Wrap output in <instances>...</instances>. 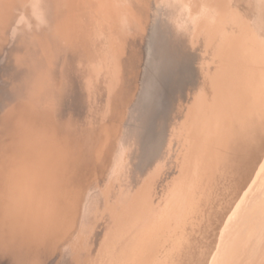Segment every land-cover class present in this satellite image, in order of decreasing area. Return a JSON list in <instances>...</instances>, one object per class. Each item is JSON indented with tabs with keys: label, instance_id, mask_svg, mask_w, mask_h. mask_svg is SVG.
<instances>
[{
	"label": "bare ground",
	"instance_id": "6f19581e",
	"mask_svg": "<svg viewBox=\"0 0 264 264\" xmlns=\"http://www.w3.org/2000/svg\"><path fill=\"white\" fill-rule=\"evenodd\" d=\"M0 264H264V0H0Z\"/></svg>",
	"mask_w": 264,
	"mask_h": 264
}]
</instances>
